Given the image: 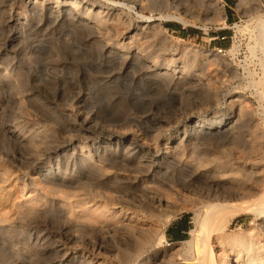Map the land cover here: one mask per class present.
Returning a JSON list of instances; mask_svg holds the SVG:
<instances>
[{
  "label": "rangeland",
  "instance_id": "374dc122",
  "mask_svg": "<svg viewBox=\"0 0 264 264\" xmlns=\"http://www.w3.org/2000/svg\"><path fill=\"white\" fill-rule=\"evenodd\" d=\"M208 1L177 0L199 22L162 21V31L169 42L164 43L159 36L151 45L128 46L127 41H110L107 36L100 38L101 45L109 49L129 57L135 53L144 57L147 65L152 66L148 71L136 63L123 68L104 63L105 58L100 57L96 45L91 44L93 39L79 38L65 31L53 37L44 27H36L37 20L31 17L29 8H21L26 0H0V264L54 263L56 235L67 220L62 203L73 199L71 194L46 189L41 182L43 174L53 168L55 155L66 157L61 176L67 181L72 182L73 171L80 167L81 183L88 187L78 193L89 197L93 193L89 187L96 186L97 180L95 172L88 171L81 161L87 154H93L95 145L101 140L105 143L110 132L127 131L125 137L131 138L142 126H153L155 130L146 136L147 142L151 144L156 137L162 152L163 144L175 132H182L183 128L190 131L197 120L216 111L204 105L215 95L218 87L215 84L205 87L199 80L191 81L192 85L188 82L184 87L166 84L167 81L157 84L152 71L165 68V63L170 64L168 72L176 69L178 73L180 64L188 60L192 70L186 73L202 72L213 80L222 68L210 60L216 57L228 64L239 78L217 88L218 110L238 93L243 106L264 133V104L256 83L262 77L259 34L263 13L261 16L244 14L245 7L254 5L257 0L241 3L218 0L226 13V24H222L213 21V9L202 7ZM119 2L127 7L138 6L134 0ZM46 4L62 10L68 3L55 4L51 0ZM127 7L119 9L133 28L144 18L157 19L160 15L156 9L141 14ZM74 9L77 18L92 22L83 8ZM20 24L24 27L21 33L17 31ZM113 27L100 25L101 30ZM117 28L121 32L124 30L121 26ZM203 108H206L204 112ZM80 116H87L90 122L82 123ZM248 127L244 128L242 139L246 147L251 132ZM240 152L234 151L236 157ZM199 155V144L193 141L177 156L176 165L195 167ZM241 157L245 158V154ZM260 167L262 162L258 164ZM118 174L119 178L128 176L125 172ZM110 180L114 179H103L105 183ZM119 182L120 187L125 188V180ZM192 217V211H182L163 227L165 239L161 249L183 247L184 241L190 238ZM147 221L155 222L150 217ZM258 221L251 215H241L232 222L230 232L241 227L257 235L255 244L264 246ZM179 228L185 230L184 233L176 237L167 235L169 229L177 233ZM95 233L89 230L86 235ZM182 263L177 260L175 264Z\"/></svg>",
  "mask_w": 264,
  "mask_h": 264
},
{
  "label": "bare ground",
  "instance_id": "6f19581e",
  "mask_svg": "<svg viewBox=\"0 0 264 264\" xmlns=\"http://www.w3.org/2000/svg\"><path fill=\"white\" fill-rule=\"evenodd\" d=\"M48 1L51 0H26L21 8H29L31 17L37 20L35 26L44 27L51 36L65 31L79 38L93 39L90 43L96 45L97 54L105 58L104 63L120 68L136 63L150 71L152 66L136 53L129 57L101 45L103 40L100 38L107 36L110 41H127L128 46H137L151 45L160 36L165 43L169 39L162 31V21L199 22L177 0H134L137 7H127L119 0H52L55 4L60 1L68 3L62 10L46 4ZM242 1L237 0L238 3ZM123 7L141 14L156 9L160 15L157 19L144 18L133 28L119 9ZM202 7L215 11L213 21L226 24L225 9L218 0H209ZM74 8H83L92 22L77 18ZM261 12L264 19V0H257L244 9L248 16H261ZM100 25L116 28L101 30ZM120 26L124 27L122 32L117 28ZM23 29V25L17 26L19 33ZM259 47L262 77L256 83L264 104V20ZM210 62L222 68L216 73L215 80L202 72L197 75L186 73L192 70L188 60L180 64L178 73L176 69L168 72L170 64L165 63V68L152 71V75L157 84L167 81L166 84L174 83L176 87L199 80L205 87L215 84L220 88L239 78L238 73L219 58H212ZM217 91L210 96V105L204 104L216 111L197 120L190 131L183 128L182 132H175L165 140L162 152L156 137L151 144L147 142L146 136L155 130L153 126H142L131 138L125 137L127 131L111 130L109 139L105 143L101 140L95 145L93 154H87L81 161L88 171L95 172L97 180L96 186L89 187L93 191L89 197L78 193L88 187V184L81 183L80 167L73 171L72 182L67 181L61 176L66 157L56 153L53 168L43 174L41 182L46 189L71 194L73 199L62 203L67 220L56 235L53 264H175L177 260L183 261L182 264H264V246L255 244L256 234L243 231L241 227L230 232L234 219L251 215L259 220L260 232L264 235V133L243 106L238 93L225 103L222 110H218ZM79 119L82 123L90 122L87 116ZM247 125L251 132L246 147L242 139ZM193 141H197L200 147L195 167H178L177 156ZM234 151H241L245 158L241 154L236 157ZM261 162L262 167L258 168ZM112 169L116 171L112 172ZM118 172H125L128 176L119 178ZM109 177L114 180L105 183L103 179ZM119 180H125V188L120 187ZM182 211L193 212L190 238L181 248L161 249L165 239L163 227ZM149 217L155 220L154 224L147 221ZM89 230L97 233L86 235Z\"/></svg>",
  "mask_w": 264,
  "mask_h": 264
},
{
  "label": "trees",
  "instance_id": "16d2710c",
  "mask_svg": "<svg viewBox=\"0 0 264 264\" xmlns=\"http://www.w3.org/2000/svg\"><path fill=\"white\" fill-rule=\"evenodd\" d=\"M182 231H185V230H182ZM167 235H169L170 237H176V233H172L170 229L168 230Z\"/></svg>",
  "mask_w": 264,
  "mask_h": 264
},
{
  "label": "crops",
  "instance_id": "0c3cea01",
  "mask_svg": "<svg viewBox=\"0 0 264 264\" xmlns=\"http://www.w3.org/2000/svg\"><path fill=\"white\" fill-rule=\"evenodd\" d=\"M179 229H180V228H179ZM171 232H172V233H175L172 229H171ZM180 233H184V231H182V230L180 229V231L177 232L176 235H179Z\"/></svg>",
  "mask_w": 264,
  "mask_h": 264
}]
</instances>
